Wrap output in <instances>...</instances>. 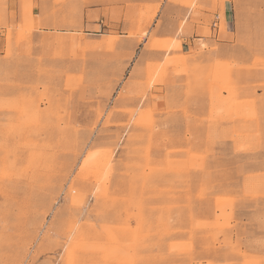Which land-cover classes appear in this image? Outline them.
<instances>
[{
	"label": "rangeland",
	"instance_id": "obj_1",
	"mask_svg": "<svg viewBox=\"0 0 264 264\" xmlns=\"http://www.w3.org/2000/svg\"><path fill=\"white\" fill-rule=\"evenodd\" d=\"M223 2L161 37L0 0V264H264V0Z\"/></svg>",
	"mask_w": 264,
	"mask_h": 264
},
{
	"label": "crops",
	"instance_id": "obj_2",
	"mask_svg": "<svg viewBox=\"0 0 264 264\" xmlns=\"http://www.w3.org/2000/svg\"><path fill=\"white\" fill-rule=\"evenodd\" d=\"M238 0H224L223 9L227 19L234 18L236 16ZM80 12L78 15L79 26H82L84 30L93 31L96 27L99 30L110 32L116 30L117 32H123L127 28L126 18L138 17L140 10L149 8L151 10L148 13L153 18V29L161 23L159 33L161 37H164V32H170L173 34L177 30L178 23L181 18L186 17L187 21L196 15V19L199 21H205L209 19L211 13L206 9L212 6V0H197L196 6L200 5L202 8L194 9L189 8L182 1L171 2L170 0H79ZM73 2H68L65 5L66 9L72 5ZM131 4V5H130ZM52 6V3L50 4ZM65 10V9H64ZM36 16L40 12L34 13ZM72 15L62 13L57 16L49 17V24L62 25L69 28L72 25ZM198 26H194L187 30L186 34H182L183 47L186 48L190 43L198 40L196 29ZM3 29L0 28V33ZM138 38H132L131 40H137ZM5 48L4 43L0 42V51Z\"/></svg>",
	"mask_w": 264,
	"mask_h": 264
},
{
	"label": "built area",
	"instance_id": "obj_3",
	"mask_svg": "<svg viewBox=\"0 0 264 264\" xmlns=\"http://www.w3.org/2000/svg\"><path fill=\"white\" fill-rule=\"evenodd\" d=\"M213 28H214V30L217 29V22H216V24L213 26Z\"/></svg>",
	"mask_w": 264,
	"mask_h": 264
},
{
	"label": "bare ground",
	"instance_id": "obj_4",
	"mask_svg": "<svg viewBox=\"0 0 264 264\" xmlns=\"http://www.w3.org/2000/svg\"><path fill=\"white\" fill-rule=\"evenodd\" d=\"M225 27V26H224Z\"/></svg>",
	"mask_w": 264,
	"mask_h": 264
}]
</instances>
